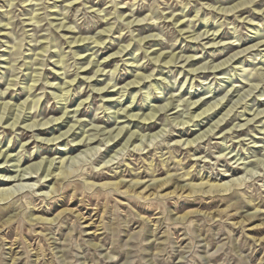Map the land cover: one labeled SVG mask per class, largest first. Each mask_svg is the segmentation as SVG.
Wrapping results in <instances>:
<instances>
[{
    "label": "rangeland",
    "instance_id": "rangeland-1",
    "mask_svg": "<svg viewBox=\"0 0 264 264\" xmlns=\"http://www.w3.org/2000/svg\"><path fill=\"white\" fill-rule=\"evenodd\" d=\"M261 41L264 0H0L2 123L19 116L0 122L12 156L0 176L60 157L70 173L51 197L50 178L13 183L0 264H264ZM83 134L93 140L72 154ZM232 173L243 183L230 191L191 190ZM76 209L90 219L77 223Z\"/></svg>",
    "mask_w": 264,
    "mask_h": 264
},
{
    "label": "bare ground",
    "instance_id": "bare-ground-1",
    "mask_svg": "<svg viewBox=\"0 0 264 264\" xmlns=\"http://www.w3.org/2000/svg\"><path fill=\"white\" fill-rule=\"evenodd\" d=\"M244 4H246V3H244ZM243 5V3L242 4H237L236 6H234L233 8H232V10H234V9H236V8H240L241 6ZM231 10V11H232ZM241 11L242 10H238V13H241ZM177 21V23H179V22H182V21H179L178 19H176ZM61 27V26H60ZM212 35H213V33H212ZM214 37H215V35H214ZM100 38V37H99ZM261 42H263L264 43V41H261ZM255 46V45H254ZM246 50V49H245ZM241 53V52H240ZM160 55L161 54H158L156 57L157 58H159L160 57ZM173 56V55H172ZM170 57V56H169ZM171 59H172V57H171ZM231 60V59H230ZM169 61H170V59H169ZM168 61V62H169ZM223 64H224V62H223ZM215 68H217L216 66H215ZM87 72V71H86ZM257 78V77H256ZM74 81V80H73ZM34 82H35V80H34ZM72 82V81H71ZM71 82L68 84V85H70L71 84ZM135 84H136V82H135ZM129 86V85H128ZM33 88V84H32V86L30 87V89L29 90H31ZM103 89V88H102ZM62 91H63V93H62ZM98 91V90H97ZM61 93H62V97H64L66 94H67V91H64L63 89H61ZM3 107H1L0 108V110H2V112H0V122L2 123V119H3V115H4V113L6 112V111H9V110H6V105H2ZM165 107V106H164ZM208 108H209V106L208 107H202V106H197L195 109V111H197V115L196 116H201V115H203V114H205V113H207L208 112ZM211 108V107H210ZM214 108V107H213ZM4 109H5V112H4ZM150 111L148 112V113H145V115L143 116V118L141 119V121H142V124H143V122L145 121H150V123H151V120L153 119V117H154V115H155V112L156 111H158V108L155 110H153V108L152 109H149ZM210 110V109H209ZM121 111H122V109H121ZM227 113V112H226ZM118 114V113H117ZM223 114H225V113H223ZM256 114V113H255ZM122 115V114H121ZM137 114H131L130 116H134V117H137L136 116ZM259 115V114H258ZM5 116V115H4ZM10 116V115H9ZM18 115L16 114H11V116L10 117H7L6 116V118H5V120H3L4 122L2 123V125H4L5 123H8V124H10V125H8V126H10L11 128H15L16 127V124H18V117H17ZM128 116V115H127ZM129 116V117H130ZM196 116H194V117H196ZM225 116V115H224ZM227 116V115H226ZM253 117V116H252ZM221 118H219V120H220ZM11 120V121H10ZM248 120V119H247ZM247 120H246V122H247ZM251 119H249L248 121H250ZM222 121V120H221ZM9 122H11V123H9ZM145 122H144V124H145ZM0 123V124H1ZM147 123V122H146ZM148 124V126L149 127H147L148 129H150L151 128V124ZM35 122H31L29 125H26V129H32V128H34L35 127ZM43 125H46V123H44V124H41V126H43ZM215 125V124H214ZM7 126V125H6ZM37 127H38V125H36ZM216 126V125H215ZM1 127V126H0ZM19 128V127H18ZM70 128H71V126H70ZM70 128L68 129V130H70ZM147 129V130H148ZM208 130H210V129H208ZM211 131V130H210ZM214 131V130H213ZM135 132V131H134ZM67 133V132H66ZM66 133H62L61 135H60V137H59V135H58V137H56L55 136V138H53V139H47L49 142H54V141H57L58 139H60L62 136H65V134ZM120 133V132H119ZM119 133L117 134V135H119ZM130 134L128 135V133H127V138H126V136L124 137V135L122 136L123 138H126V143H124V145L125 144H129V142H133L135 139L133 138L135 135L134 134H136V133H132L131 131L129 132ZM203 134H202V136H201V133H200V136H197L198 138H194L193 140H185V141H183V143H182V145L183 144H185V145H189L190 147H191V145H192V143L193 142H195L196 140H200V139H202L203 137H205V136H203L204 135V133L205 132H202ZM208 133V132H207ZM210 133V132H209ZM126 134V133H125ZM184 134L185 135H188V131L187 132H184ZM206 134V133H205ZM92 135V134H91ZM90 134L89 135H86L85 136V134H83L82 135V137H81V139L79 140V141H77L76 143H75V145H73V147L72 148H70L69 149V152H72V154H74V153H76L77 151H79L80 149H82V148H84L85 146H86V141L87 140H93V136H91ZM54 137V136H53ZM92 137V138H91ZM115 137H117L116 135H115ZM114 137V138H115ZM121 137V139H123ZM152 137V136H151ZM181 137V136H180ZM83 138H84V140H83ZM120 139V140H121ZM142 139V138H141ZM46 140V141H47ZM181 141H177L176 142V144L177 143H180ZM134 143V142H133ZM194 144V143H193ZM53 145V144H52ZM133 145V144H132ZM139 146V145H138ZM123 148H124V146H122ZM134 149H136V150H139V148H137V145H134V147H133ZM85 152V151H84ZM83 153V152H82ZM79 154V153H78ZM76 156L77 155H75L74 156V158H72L70 161V163H75L74 161H76V160H79V159H77L76 158ZM79 156V155H78ZM85 156V155H84ZM70 157V156H69ZM113 157V156H112ZM111 157V158H112ZM63 158V159H62ZM60 157V161L57 163V166H55L53 163L54 162H52V161H45V163L44 162H39V163H37V164H33V165H29V166H26L24 169H22V170H20L21 172L19 173L18 172V165L16 166L17 167V169H16V171L14 170V176H9L8 178L7 177H3V176H0V204L1 205H3V204H7V203H9V201L11 200V198L14 196V194H15V192H16V190L18 191L19 189L17 188L16 190L14 189V190H11L12 188L11 187H14L15 185L13 184V183H15V182H18V181H30V180H32V179H34V175H37L38 174V176L39 177H37V179L39 178L40 179V177H41V180L43 179H48V178H50L49 180H44L45 182H49L50 184H51V187L49 188V190H48V192H43L44 193V195L45 196H47V197H51L52 196V194H54L55 193V191H56V189H57V185H58V180H61V179H65L66 177H68L69 175H70V173H68V166H66L67 164V162L66 163H64V160L66 159L65 157ZM65 158V159H64ZM71 158V157H70ZM12 159V156H11V154L8 152V151H6V150H4V149H2V148H0V172H2V171H6V169H8V166H5L4 164L5 163H7V162H9L10 160ZM76 159V160H75ZM232 159V158H231ZM14 160V159H13ZM30 159H28V161H29ZM52 160V159H51ZM108 160H111V159H108ZM238 161V160H237ZM16 162V161H15ZM68 162H69V159H68ZM18 163H19V160H18ZM104 163V162H103ZM69 164V163H68ZM105 164V163H104ZM110 164V163H109ZM4 165V166H3ZM75 165V164H74ZM102 166V167H101ZM101 166H99L100 167V169L102 170V169H108V167L106 166V165H101ZM106 166V167H105ZM232 172H234V171H232ZM18 173V175H16ZM36 177V176H35ZM89 177L90 178H92V179H95V180H102V179H106V175H104V174H99V173H94V174H89ZM224 177H230V178H232V179H230V181L228 180V181H224L223 183H214V182H212V183H209V181H203V179H201V181L198 183V184H195V185H192V186H190L191 187V190H194L195 191V189H205V188H207V191L208 192H216V191H218V192H227V191H230V187H233V186H236V184L237 183H239V185H241V183H243L240 179H238V177H237V179H233L234 177H233V173L231 174V175H225V176H223V179H224ZM36 179V178H35ZM89 179V178H88ZM222 179V178H221ZM243 180V179H242ZM170 181H172V178L170 177V178H167L165 181H163L161 184H158L157 182H152V183H150V184H148L146 187H149L148 189H154L156 186H159V187H167V185H168V182H170ZM37 182H39L40 183V181L38 180ZM13 184V185H12ZM22 184V183H21ZM122 182H118L117 184H113V186H112V189L114 190V191H116L118 188H120L121 186H122ZM18 185V184H17ZM23 185V184H22ZM44 185V184H43ZM109 185H110V183H103L102 185H100V187H103V186H106L107 188L109 187ZM112 185V184H111ZM138 184H137V182L135 183V184H133L131 187V189H135V187L137 186ZM42 186V185H41ZM40 186V187H41ZM204 186V187H203ZM24 187V186H23ZM185 187L186 186H180L179 187V192L181 191V192H183L184 190H185ZM20 188V187H19ZM47 188H48V186H47ZM23 189V188H22ZM39 189V188H38ZM15 191V192H14ZM29 191V190H28ZM42 191V190H41ZM165 191V189L164 190H162L161 192H164ZM176 192L177 191H173V192H170L169 193V196H175L176 195ZM42 195V194H41ZM45 196H41V197H43V198H45ZM119 196V195H118ZM63 203H65L64 201H62ZM188 203V202H187ZM38 212V211H37ZM76 212H77V218L75 219L76 221H77V223H79L78 221L79 220H87V219H90V218H88V217H85L84 218V215H82V214H80L79 213V210H77L76 209ZM65 214H69L68 213V211H66V210H63V211H60V212H58L57 214H56V216L54 217V220L53 221H51L52 219L50 218V219H46V218H44V219H42V221L44 222V223H47V224H51L52 222H54L55 220H59V218H61L62 216H64ZM188 216H191V212H186V213H184L181 217H179L178 219H184V218H186V217H188ZM254 217H255V215H254ZM249 219H252L253 217H248ZM184 221V220H183ZM183 221H180V222H183ZM12 223V219H10V220H8V221H6V223H4L3 224V226H7V227H9L10 226V224ZM38 223V221H36L35 223H32L31 225H33V224H37ZM85 228H90V227H92V225L90 224L89 226L88 225H85L84 226ZM92 234H94V232H92V233H90V235H92Z\"/></svg>",
    "mask_w": 264,
    "mask_h": 264
}]
</instances>
